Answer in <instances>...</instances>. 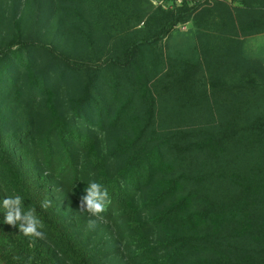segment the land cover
Masks as SVG:
<instances>
[{"label": "trees", "instance_id": "1", "mask_svg": "<svg viewBox=\"0 0 264 264\" xmlns=\"http://www.w3.org/2000/svg\"><path fill=\"white\" fill-rule=\"evenodd\" d=\"M261 35L264 0H0V264H264ZM7 195L45 239L4 223Z\"/></svg>", "mask_w": 264, "mask_h": 264}, {"label": "clouds", "instance_id": "2", "mask_svg": "<svg viewBox=\"0 0 264 264\" xmlns=\"http://www.w3.org/2000/svg\"><path fill=\"white\" fill-rule=\"evenodd\" d=\"M86 194L80 197L79 209L82 213L86 212L91 219L88 220L87 227L94 229L97 223L104 222L106 219L104 213L111 204L110 193L103 184L91 180L86 189ZM52 204V201L45 198L41 201L40 207L47 210ZM3 209L6 210L4 223L16 226L19 225L20 232L26 237L36 239H45L46 232L45 224L37 215L35 207L24 206V199L20 195L9 196L2 201ZM33 257L29 256L27 264H32Z\"/></svg>", "mask_w": 264, "mask_h": 264}, {"label": "rangeland", "instance_id": "3", "mask_svg": "<svg viewBox=\"0 0 264 264\" xmlns=\"http://www.w3.org/2000/svg\"><path fill=\"white\" fill-rule=\"evenodd\" d=\"M213 1L210 5H213ZM193 31L192 24L178 26L168 39L167 45L172 49L184 44L190 40ZM244 49L248 57L264 60V35L248 38L244 43Z\"/></svg>", "mask_w": 264, "mask_h": 264}, {"label": "built area", "instance_id": "4", "mask_svg": "<svg viewBox=\"0 0 264 264\" xmlns=\"http://www.w3.org/2000/svg\"><path fill=\"white\" fill-rule=\"evenodd\" d=\"M149 2L156 8L165 10H173L184 6L202 7L212 0H149Z\"/></svg>", "mask_w": 264, "mask_h": 264}]
</instances>
